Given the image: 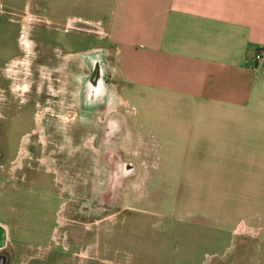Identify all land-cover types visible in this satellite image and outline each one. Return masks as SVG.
Segmentation results:
<instances>
[{
    "label": "rangeland",
    "instance_id": "obj_1",
    "mask_svg": "<svg viewBox=\"0 0 264 264\" xmlns=\"http://www.w3.org/2000/svg\"><path fill=\"white\" fill-rule=\"evenodd\" d=\"M66 5V0H32V9L0 15L7 24L5 31L0 29V76L12 69L28 44L32 57L71 61L74 69L86 53L109 55L101 49L110 48L100 38L103 31L71 24L67 17L80 11ZM102 61L101 88L107 93L104 109L95 113L99 125L70 138L65 137L66 125L58 124L55 156L50 153L54 159L46 166L50 172L37 165L35 136L21 139L36 127L28 109L32 97L14 120L0 117V191L5 195L0 203L6 208L0 216L9 217L13 225L24 222L19 230L34 231L33 260L264 264V141H237L239 133L231 132L232 138L222 134L224 126L210 118L225 114L213 107L198 108L182 100L140 107L117 85L110 61ZM64 86L55 92L61 89L59 101L69 100L73 110L75 90ZM4 97L0 87V115ZM251 117L257 118L256 113ZM113 120H119L121 129L106 138ZM216 127L221 130L216 132ZM41 140L50 143L46 137ZM112 155L120 161L118 174Z\"/></svg>",
    "mask_w": 264,
    "mask_h": 264
},
{
    "label": "crops",
    "instance_id": "obj_2",
    "mask_svg": "<svg viewBox=\"0 0 264 264\" xmlns=\"http://www.w3.org/2000/svg\"><path fill=\"white\" fill-rule=\"evenodd\" d=\"M31 3L0 0V15L29 10ZM66 4L80 11L67 17L71 24L103 31L100 38L110 46L101 48L109 54L103 59L113 66L122 92L137 99L140 107L151 108L149 102L162 100L213 107L225 114L210 118L224 126L222 134L232 138V133H239L237 141L246 137L264 141V118L258 117H264V60H254V52L264 47V0H66ZM5 28L0 20V29ZM254 113L257 118L251 117ZM259 130L261 134L255 135ZM0 193L2 201L5 195ZM3 206L0 203L2 216ZM21 225L24 222L13 225L9 217L0 216V261L6 258L2 264L40 263L33 260L38 237L33 230H19Z\"/></svg>",
    "mask_w": 264,
    "mask_h": 264
},
{
    "label": "flooded vegetation",
    "instance_id": "obj_3",
    "mask_svg": "<svg viewBox=\"0 0 264 264\" xmlns=\"http://www.w3.org/2000/svg\"><path fill=\"white\" fill-rule=\"evenodd\" d=\"M36 18L39 19V17ZM23 50L25 52L24 55L19 60H16L17 63H14L13 67H11L12 69L6 75L0 76V87L5 96L4 103L1 106L2 113L0 117L2 120H14L21 113L22 105L29 103L28 99L32 97L33 104L28 109L32 112V119L36 127L32 129V132L22 134L21 139H24V137L30 139L35 136L38 144V151L35 155V159L38 161L37 165L50 172L46 166L48 162L54 159L50 153L53 152L55 156L54 147L56 144L53 143V140L56 131H60L56 128L58 124L64 123L66 125L67 132L65 137L67 135L70 138L87 133L90 126L99 125V121L95 119L97 117L95 113L99 114L104 109L106 103L103 98L105 99L107 93L105 87L101 88L104 86L103 80L105 78L103 57L100 52H95L96 54L90 58L89 56L78 58L79 66L74 69L71 61L55 60L53 58L47 62L39 57H32L31 55L34 52L29 44L25 45ZM20 60L21 62L19 63ZM61 64L63 65L62 71L59 70ZM47 70L48 78L45 80L41 79ZM59 77H62V82ZM28 81L29 84L25 86L24 83L26 84ZM59 82L65 84V89L67 87L69 89L74 88L73 110L69 100L68 102L66 100L65 102L59 101L63 92L61 89L58 93L55 92L58 85H61ZM90 87L94 91L92 94L89 93ZM73 123L75 124L74 126ZM109 124H112L111 130H108L111 133H108L106 138H110L112 133H118L121 129L120 124H117L115 120L109 122ZM39 130L40 132H37ZM60 135L62 136V134ZM44 137L50 142L46 143L47 145H44L41 140ZM44 158L45 160H43ZM119 162L112 155L111 163L113 166L116 164L117 168L114 171L117 174L119 172L118 169L121 168ZM115 177L117 178L118 175H115ZM53 229H55V226Z\"/></svg>",
    "mask_w": 264,
    "mask_h": 264
},
{
    "label": "built area",
    "instance_id": "obj_4",
    "mask_svg": "<svg viewBox=\"0 0 264 264\" xmlns=\"http://www.w3.org/2000/svg\"><path fill=\"white\" fill-rule=\"evenodd\" d=\"M254 60L257 61V62H261V61L264 60V47L258 48L254 52Z\"/></svg>",
    "mask_w": 264,
    "mask_h": 264
},
{
    "label": "bare ground",
    "instance_id": "obj_5",
    "mask_svg": "<svg viewBox=\"0 0 264 264\" xmlns=\"http://www.w3.org/2000/svg\"><path fill=\"white\" fill-rule=\"evenodd\" d=\"M97 52V51H96ZM86 54H88L87 56H89V58L92 56V55H94V54H96L95 52H93L92 54H90V53H86ZM90 54V55H89ZM102 54V53H101ZM86 57V56H85ZM84 57V58H85ZM88 58V59H89ZM94 91L92 90V88L90 87V90H89V93L90 94H92ZM91 98H93V97H91ZM111 109V108H110ZM117 122V124H119L118 122H119V120L118 121H116ZM111 126H112V124H109L108 123V130H111ZM118 127V126H117ZM87 129V128H86ZM92 130V129H91ZM94 130V129H93ZM80 131V130H79ZM108 133H111V131H108ZM80 136V135H79Z\"/></svg>",
    "mask_w": 264,
    "mask_h": 264
}]
</instances>
